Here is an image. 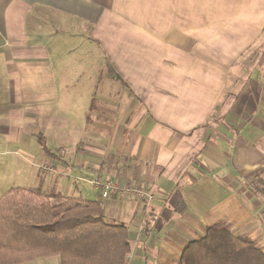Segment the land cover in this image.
Masks as SVG:
<instances>
[{
  "label": "crops",
  "instance_id": "0c3cea01",
  "mask_svg": "<svg viewBox=\"0 0 264 264\" xmlns=\"http://www.w3.org/2000/svg\"><path fill=\"white\" fill-rule=\"evenodd\" d=\"M69 29L84 38L70 44ZM93 55L127 89L117 110L109 93L72 87ZM76 98L81 115L62 116ZM61 125L77 138L49 146L42 131ZM20 151L59 170L39 169L44 190L99 200L127 226V264H182L221 219L264 250V0H0V154ZM72 176L140 184L150 199H101ZM37 262L60 264H20Z\"/></svg>",
  "mask_w": 264,
  "mask_h": 264
},
{
  "label": "trees",
  "instance_id": "16d2710c",
  "mask_svg": "<svg viewBox=\"0 0 264 264\" xmlns=\"http://www.w3.org/2000/svg\"><path fill=\"white\" fill-rule=\"evenodd\" d=\"M127 226L106 222L99 200L37 187L0 196V264L58 256L60 264H127ZM182 264H264L263 247L221 219L187 242Z\"/></svg>",
  "mask_w": 264,
  "mask_h": 264
},
{
  "label": "rangeland",
  "instance_id": "374dc122",
  "mask_svg": "<svg viewBox=\"0 0 264 264\" xmlns=\"http://www.w3.org/2000/svg\"><path fill=\"white\" fill-rule=\"evenodd\" d=\"M84 36L85 33L82 34L79 31L78 35H76V33L73 34L71 29H69L70 44L71 43L76 44V41L80 42L82 38H84ZM79 53H80V49H79ZM84 70L86 71L85 75L89 78V81L86 80L83 82H75L72 84V87L77 88L78 90L81 89L85 90L84 86H86V90H91L97 93L100 92L102 94L109 93L110 97H115V101L117 102V105L113 109L115 110L119 109L122 103L125 102L126 100L125 97H128L127 89L120 80L116 79V77L109 72V68L106 67L104 60L100 59L99 55L98 56L96 55L95 57L93 55V57L91 58V62L86 61L85 67H83V71ZM66 86L71 87V85H65V87ZM66 100L67 99H62L60 103V107L63 113L62 116H64L67 112H69L68 113L69 115L72 114L81 115L82 112L81 107L84 106V99L82 98L73 99L77 103L76 107H73V105L68 103ZM49 104L50 101L47 100L38 102V104L35 106L37 114L39 116L44 117L45 111L49 108ZM108 116H112V115H108ZM35 126L36 125H30V128ZM74 126H77V124L70 125V127H74ZM108 126L109 123L102 125L103 128L101 129V134H104L105 136L108 134L109 132V130L107 129ZM87 127L89 128L91 126L87 125ZM24 132L27 134L31 133V135L35 136V134H37L39 131L27 130ZM42 132H44V134L47 136L48 139L47 144L49 146L54 147L61 145L63 142L66 143V141L67 142L74 141L77 138L80 130L66 129V127H63L61 125L57 131H53L52 139L49 138L48 130ZM20 152H21L20 158H15V159H13L10 156H6V153L0 154V170L2 166L5 167V176L0 177V182H1L0 195L5 190L14 186L35 187L41 185L42 173L38 168V166L41 163L38 164V162H40L41 159L43 161V154L34 155L30 153V155H28V153L25 151H20ZM83 185L88 186L87 184L86 185L83 184ZM35 264H39V263L37 262Z\"/></svg>",
  "mask_w": 264,
  "mask_h": 264
},
{
  "label": "built area",
  "instance_id": "2783aa9c",
  "mask_svg": "<svg viewBox=\"0 0 264 264\" xmlns=\"http://www.w3.org/2000/svg\"><path fill=\"white\" fill-rule=\"evenodd\" d=\"M38 168L45 175H53L59 172L57 167L49 161L42 162ZM73 184L88 183L101 199H111L115 196H134L142 202H148L150 193L148 189L140 184H133L112 179L110 177L94 176L90 178L72 176Z\"/></svg>",
  "mask_w": 264,
  "mask_h": 264
}]
</instances>
